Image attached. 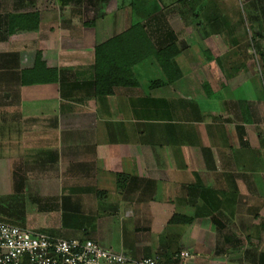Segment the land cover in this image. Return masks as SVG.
Wrapping results in <instances>:
<instances>
[{"label": "crops", "instance_id": "0c3cea01", "mask_svg": "<svg viewBox=\"0 0 264 264\" xmlns=\"http://www.w3.org/2000/svg\"><path fill=\"white\" fill-rule=\"evenodd\" d=\"M107 1L0 0V222L133 261L264 264V0H243V74L230 70L242 64L223 28L169 16L194 17L192 0L158 9L180 51L170 83L153 58L151 14ZM209 8L207 18L221 17ZM32 13L36 30L7 35L9 16ZM218 33L224 50L202 52L203 73L190 42ZM97 50L118 66L103 89L126 84L111 94L95 93ZM37 52L55 82H23Z\"/></svg>", "mask_w": 264, "mask_h": 264}, {"label": "trees", "instance_id": "16d2710c", "mask_svg": "<svg viewBox=\"0 0 264 264\" xmlns=\"http://www.w3.org/2000/svg\"><path fill=\"white\" fill-rule=\"evenodd\" d=\"M149 1V0H148ZM193 1V0H192ZM197 1H202L200 4V10H203L204 8H209L208 2L209 0H197ZM100 2V3H97ZM139 2H144V0H137V3ZM206 2V5L204 3ZM58 3L60 6H65L69 3L73 4L75 3L76 5L81 4L80 0H58ZM108 1H99V0H93V2H88V6H90L92 9L96 10V4L97 5H105L107 4ZM131 4L133 7L138 8L133 2L131 1ZM207 8L205 10H207ZM216 8V6H215ZM195 17V15H194ZM215 16L212 17V20H207V25L208 27L215 31L218 32V28H223L228 29L229 31L231 30L230 25L227 23L226 20L225 22L223 21V24H217V22L214 23ZM38 23H39V14L38 13H32L28 15H12L8 17V24H7V35L10 36L14 34L16 30L18 31H24V32H32L38 28ZM214 24L217 25L218 28L214 27ZM144 25L148 28V33L149 35V28L152 31L153 35H159V40L160 44L158 45L157 49H154L153 58L160 69V71L163 73V75L167 78V82L170 83L171 78L170 75L171 73H176L177 70L174 68L172 64V60L179 55L180 51L176 48L175 42H176V37L173 35L171 32L168 22L165 18V15L163 12L155 13L150 15L147 20L145 21ZM138 26V24H136ZM219 34V33H218ZM151 38V36H149ZM153 37V36H152ZM235 41L232 42V47H234ZM154 48V47H153ZM101 51H96L95 54V64H94V73H95V93L99 95H105V94H111V87L113 85H126V84H121V82H111L108 83V89L104 90V85L107 83L108 79L111 77L112 73L118 69V66L114 61H111V64L109 63L108 57L103 58L101 60L100 54ZM110 54H112L110 52ZM119 65V62H118ZM105 66L104 69H102ZM120 66V65H119ZM234 66L230 67V70L232 71ZM229 70V69H228ZM229 70V71H230ZM123 71V69H120V72ZM23 79V82L25 84H34L37 81L41 83H49V82H55V76H54V71L46 69L42 62H41V56L40 53H36V60H35V65H34V70L32 72H27L23 73V76H21ZM27 80V81H26ZM129 84V83H127ZM132 84V83H130ZM162 83L160 82H152L153 87H159L161 86ZM207 87V86H206ZM8 222V221H7ZM171 224H190L191 219L186 218V217H177L174 216L170 220ZM14 225L13 223H10ZM17 226V225H14ZM20 227V226H18ZM21 228V227H20Z\"/></svg>", "mask_w": 264, "mask_h": 264}, {"label": "built area", "instance_id": "2783aa9c", "mask_svg": "<svg viewBox=\"0 0 264 264\" xmlns=\"http://www.w3.org/2000/svg\"><path fill=\"white\" fill-rule=\"evenodd\" d=\"M187 253L182 254L186 259ZM0 264H163L159 256L133 261L94 242L60 239L0 222Z\"/></svg>", "mask_w": 264, "mask_h": 264}, {"label": "rangeland", "instance_id": "374dc122", "mask_svg": "<svg viewBox=\"0 0 264 264\" xmlns=\"http://www.w3.org/2000/svg\"><path fill=\"white\" fill-rule=\"evenodd\" d=\"M131 0L127 1L130 3ZM177 0H149L148 2H139L137 3V0H133V2H135L136 5H138L137 10H145L147 11L149 14H154L157 11H159L158 9H160L162 6H170L172 3L176 2ZM206 1V0H205ZM210 2L213 5L215 3V10L214 12L221 17H215L214 19V23L217 22V24H223V21L225 22L226 20V24L228 23L231 27V30L229 31L228 29H224L223 31L225 32L226 38L227 36L229 37V42L232 44V42L235 41V45H238L239 47L234 48V52L236 57L233 56L232 59L237 58V60H239V62L242 64V66L240 67H234L232 72L238 71L239 74H243V28L248 26L243 18V0H209L208 2V6H210ZM201 2H197V0H193L191 2V4H187V10H192L195 17H190L185 15L184 12L182 13H178V14H174L171 13V11H173V9H169V16L170 15H176L177 17H175L178 22V25H183V26H193L194 28L198 27V26H203L201 27L200 31L202 32L203 30H207L205 25H207V20H212L211 18H207L209 12H210V8H208V14H206L207 10H205L206 8H204L203 10H200V8H198L200 6ZM204 3V2H203ZM55 5H58V3H53ZM206 5V2L204 3ZM141 7V8H140ZM104 8H107V4L104 5ZM212 8V7H211ZM190 13V12H189ZM171 17V16H170ZM174 18V19H175ZM174 25V23H172ZM214 27L218 28L217 25L214 24ZM215 36V37H214ZM207 41H202L199 42L198 44L195 41V38L193 36V40L192 42H190L191 46H190V50L189 52L194 54V61L196 60V58H198V62H200L199 65V69L203 72L206 73L207 70H209V68L206 66V58L204 57V55L202 54V52H204L205 50L210 49L213 54L216 55H220V52H223L224 48L221 46L222 45V39L224 41L225 38H223V36L221 37L219 34H211L209 36H207L206 38H210ZM203 38V36H202ZM194 42H195V46H194ZM217 43V44H216ZM196 44L197 47L196 48ZM247 44L249 45V42H247ZM251 44V43H250ZM218 45V46H217ZM220 45V46H219ZM234 45V44H233ZM187 47H184V49H186ZM254 45L251 44V47L248 49V55H250V59L252 60V62H254L255 60V56H254ZM197 50V51H196ZM246 55V54H245ZM199 56V57H198ZM205 59V60H203ZM235 60V59H234ZM212 70H214L213 72L215 73V71L217 70V66L215 65L214 60H212L211 66ZM219 68V67H218ZM226 66L224 65V69L226 70ZM229 71V70H228ZM227 71V72H228ZM215 75V74H212ZM238 83V82H236ZM208 85H212V87L217 88L215 86V83H208ZM243 90V88H241ZM221 95V93H220ZM210 104L207 102L204 106H209Z\"/></svg>", "mask_w": 264, "mask_h": 264}]
</instances>
